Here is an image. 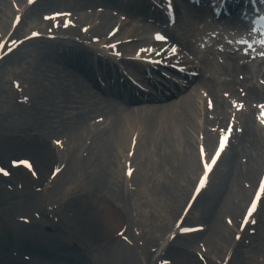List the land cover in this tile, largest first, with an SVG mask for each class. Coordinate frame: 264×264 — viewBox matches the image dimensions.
Returning <instances> with one entry per match:
<instances>
[{"label": "bare ground", "instance_id": "1", "mask_svg": "<svg viewBox=\"0 0 264 264\" xmlns=\"http://www.w3.org/2000/svg\"><path fill=\"white\" fill-rule=\"evenodd\" d=\"M24 2L26 1L24 0ZM97 2L98 0H74L72 5L74 6L73 9L81 10L85 7L93 8ZM116 2L114 0L112 3ZM7 3L9 0H0V27L3 28H8L6 23L2 21V15H5L8 9ZM80 17V21H88L86 15ZM106 19L108 22L112 20L110 17H106ZM93 30L101 36L106 33L103 28H94ZM72 37L75 36L69 34L64 47L63 42L37 41L41 44L37 48L38 52L32 57L36 63L33 64L31 61L23 63L25 69L31 74V77H28L33 80L36 94L39 95L42 105L50 108L48 114H46L45 108L38 116H30L28 111L23 110V107L15 105L14 109L12 102L2 100V104L7 103V111L10 113V116L6 115V119L3 118L9 138L19 137L21 144L32 150L29 153L34 154V156L41 155L36 164L42 172L43 179L47 177L48 166L57 164L55 162H58V158L61 157L62 162L67 163L64 168L65 174H62L64 170L60 173L63 182L74 183L76 176H79L78 184H82V186H78L77 200L78 203L84 204L85 211L91 212L88 223L90 222L91 225L104 223L108 230L113 228L115 231L123 225L127 218L124 206L117 205V202L124 203L125 200L122 195L123 175L119 171L120 165L117 166L118 162L115 164V160L119 158L118 161L122 162L120 157L124 154L125 148H128L130 139L136 138L135 132L139 130L138 126L144 124V133L142 131L143 135L138 142L137 156L134 161L140 159L141 179L145 182L146 178L150 176L154 183L153 187L156 180L158 185L163 187V203L167 204L170 201L169 209H177L184 194L188 193L190 180L199 172L196 151L199 132L202 130L207 134V144L209 145L214 137L209 133V126H217V124L227 121L223 100L218 98V93L214 92L210 83L201 78L197 79L194 85H190L189 89H183L172 100L164 103H159L163 100L152 99L150 101L147 99L151 104L148 102L129 106L127 101L122 99L114 101L105 98L109 96L108 94H113L109 88L106 87L102 92L103 94L84 89L82 83L76 81L73 71L66 67L57 66L56 61L61 60L62 57L65 59V63L70 64L74 55L86 52H81L82 46L75 44ZM85 37L83 36L82 39ZM58 51L61 55L58 54ZM67 80L73 84L65 83L64 81ZM202 88L210 92L216 103L215 112L208 117L205 114L203 122L201 112L204 110V101L199 93ZM3 93L9 95V91H3ZM262 98L263 96L260 99ZM263 101L264 98L260 102ZM119 102L125 104L123 108ZM68 108H72L73 111L77 109V111L61 112V109L64 111ZM91 113L107 117L104 121L106 124L105 131L98 130L100 125H95V128L86 125L89 136L87 135L85 142L88 139L92 140V146L82 147V138L75 136L71 140L75 143L79 142L76 143L79 147L72 150L69 157L66 158L55 148L49 146L47 142L49 132L58 131L54 129L69 131L74 126L78 128L77 125ZM43 116H46V119ZM62 116L69 117L68 123L64 122ZM33 117L36 119H32ZM52 118H56L59 125L54 127ZM228 122L229 120L227 124ZM241 123L240 121L236 122L239 127L244 126L242 130L244 134L240 139L241 145L234 146L230 156L226 159L224 168L220 172L218 189L212 194L210 202L203 207L201 222L192 225L207 226L204 235L203 233L199 235H203L201 239L209 247V253L217 255L224 249L227 250L234 238L233 229L225 224L224 217L232 215L233 218H237L242 208V202L258 174L261 158L264 154V127L258 126L251 118L241 120ZM146 135H148L146 145L150 146L149 148L144 147L142 142ZM73 141L67 145L70 146ZM141 147H144V150L142 148L141 151ZM244 156L247 157V163L242 165L239 162L240 158ZM238 160L239 162L236 163ZM176 163H179V170L183 169L184 174L179 172L178 175H174L176 174ZM18 171L23 172L20 174L21 177L25 176L26 172L23 169ZM170 173H172L171 176ZM243 176L246 178L242 179ZM239 178L240 180H238ZM62 188L58 183L55 189L63 192L61 191ZM67 192H73V187L67 188ZM194 210L195 208L190 213L192 214ZM217 210L223 213L222 223L219 222L218 216L215 214ZM120 219L122 222L118 226ZM208 222L210 226L207 224ZM262 227L264 229V223ZM101 231V235L107 233L106 229H101ZM207 231L208 233H206ZM256 235L250 236L251 239L249 237L243 238L238 244L235 254L239 253L242 256L249 248L247 246L251 243L254 244L257 240ZM194 237L189 236V242L184 237L179 238V241L176 242V248L182 249L190 245L193 243ZM261 239L263 241L264 236ZM228 242L229 245L226 246ZM129 256L133 257L132 254ZM233 262L236 264L238 261L234 258ZM185 263L191 264L189 259ZM195 264H199V262H195Z\"/></svg>", "mask_w": 264, "mask_h": 264}, {"label": "rangeland", "instance_id": "2", "mask_svg": "<svg viewBox=\"0 0 264 264\" xmlns=\"http://www.w3.org/2000/svg\"><path fill=\"white\" fill-rule=\"evenodd\" d=\"M4 18H2V21H4ZM7 20L9 23L10 19L7 18ZM28 50H30V47L20 55H25V53L27 55L30 52ZM4 88L10 89L9 86H5ZM12 107L15 109V105ZM6 115L10 116L6 105L4 106V109L3 105H0V160L6 161L7 159L14 158L15 156H27L33 158L32 156H34V154L29 153L32 150L29 149L26 151V147L23 148V144H21L19 137L6 138L4 135L5 133L2 132V127H5L3 118L6 119ZM88 118L90 117L84 119V126L86 125V120H88ZM75 130L76 128L73 127L70 128L69 131H64V133L59 132L58 134L66 135ZM147 136L148 135H146V137L143 139V146L149 148L150 146L146 145V143H148ZM48 138L49 139L47 142L49 146H52L51 137L48 136ZM144 147H141V151L142 148L144 150ZM126 149L127 147L125 150ZM118 160L119 158L115 160V164L118 162L117 166L120 165L121 167L119 171L121 174H123V164ZM239 160L236 162L238 163ZM263 161L264 154L261 158L258 169L259 171L261 170ZM175 165L176 174L174 175H178L179 172L183 173V169L179 170V163H176ZM223 168L224 162L219 167V170L216 171L215 177L212 179V183L208 192L205 193L199 200L195 215L196 219L193 218L195 221L201 222V213L203 212V207L206 203L208 204L210 202L212 194L216 189H218L217 179L218 177L220 178V172ZM171 174L172 173H170V176ZM192 178L193 180L191 179L189 182L190 184L187 190L188 193L186 192L184 194L179 207L175 210L169 209L170 201L167 204L163 203V187L158 185L156 180L154 187L153 182L149 183L147 185V191L145 190L138 197H135V194L130 193L131 191L126 192L127 195L124 196L122 189L123 199L125 200V198H127V201L125 200L124 203L117 202V205L121 207L124 206V209L127 208L128 221L126 224L129 225L127 226V234H129V241L134 243L136 246L134 248L138 250L134 253L131 264H143V258L148 255V247L152 248L155 246L157 240L161 239L163 237L162 235L169 231L173 219L183 207L184 202L190 192L195 176ZM241 178L244 179L246 176ZM238 180H240V178ZM56 182H58L57 179ZM38 190L32 189L30 185L25 187L23 184L18 183L14 177L9 178V180H5L0 177V264H22L16 261L21 259L19 255L21 252H28L37 255L39 260L44 264H121L120 255L122 253H126L127 249L131 247V245L123 244L121 246L119 242L116 241L118 238L115 237V233L113 234V228L110 227L111 229L109 228L110 230H108L104 223H97L98 226L96 223L95 225H91L90 222L88 223L91 212L85 211L84 204L78 202L76 204V202H74L75 200L73 203L76 206L71 205L70 207L68 206L67 209H64L65 206L59 207L58 209H55L57 211L55 218H52V216L48 214L46 207H54L59 204L66 205V200L61 196V194L52 197L50 195L51 193H48V188H45L42 191ZM50 192H52V190ZM250 195L251 191L248 193L246 199L242 202L244 206ZM73 196L74 194L70 195V198ZM132 204L136 207V211L138 212L136 219L134 216H132L134 212ZM218 210L215 212V214L218 216L219 222L222 223L223 213ZM81 216L85 218L83 223L80 222ZM94 216L96 217V215ZM197 217H201V219L198 220ZM22 218H27L32 224L23 223L21 221ZM126 220H124V222ZM258 220H260L261 225L262 222L264 223V206L257 217V226ZM119 221L120 222L117 224L118 226L121 224L122 220L120 219ZM207 224L210 226L209 222ZM47 227H51L52 231H48ZM120 227H118V229ZM61 228H63L64 231L59 232L54 230H61ZM101 229L107 230V236L101 235ZM135 230H137L138 233H135ZM258 232L261 233V235H256L257 240H255L254 244L251 243L249 246H247L249 248L242 256H240L239 253L235 254L236 244L238 241L235 242L232 248L233 253H231V255L230 253L227 254L228 249H224L223 252L219 253L218 255L215 253L208 254L206 253V246H202L205 249V264H222L224 260H226V264H235L233 262L234 258H236L238 261L236 264H259L260 259L264 255V239L263 241L261 239L264 236L263 227L262 230L259 229ZM206 233H208V231ZM203 235L195 236L193 243L186 246L185 248H176L175 246L177 244H175L174 248L169 249L166 254L167 256L173 257L172 264H186L181 260L188 259L191 264H195L196 259H198L197 253L201 252L199 251L201 245H199L198 241L196 242V240H200ZM252 236L255 235L252 234ZM184 238L187 239V242H189L188 237ZM249 239L251 238L249 237ZM175 241H179V238H177ZM142 245L143 248L140 247ZM227 245H229V242L226 244V246ZM10 248L16 249V252L18 253L17 258L13 257L12 253L10 252ZM187 251H190L191 253L187 254ZM149 257L150 263L154 264L155 259L153 260L152 255H149ZM199 264L202 263L199 262Z\"/></svg>", "mask_w": 264, "mask_h": 264}, {"label": "snow or ice", "instance_id": "3", "mask_svg": "<svg viewBox=\"0 0 264 264\" xmlns=\"http://www.w3.org/2000/svg\"><path fill=\"white\" fill-rule=\"evenodd\" d=\"M32 0H29V3H31ZM33 35H37V33H33ZM156 39L157 40H165L166 37L160 35V34H157L156 35ZM171 51L175 54L176 52V49L173 47L171 49ZM262 56H264V53H261ZM227 136H222L220 138V143H219V149L216 151V154L215 156L212 157V163L210 164H205V176L202 177L200 179V183H199V187H197L196 191L199 192L201 188H203L205 186V183H206V177H207V171L209 169H211L212 165L215 163L216 159L219 157L220 155V152L224 149L225 147V144H226V141H227ZM57 143H59V141H57ZM201 152H203V149H201ZM20 164L24 165L25 167H27L29 170H31L32 168V165L27 161V160H21L19 161ZM0 171H3L2 169H0ZM56 171H59V169H56ZM7 174V173H5ZM34 174V173H33ZM261 190L264 191V182H262V185H261ZM256 209V202L253 201L252 202V205L251 207L247 210V215L245 216L244 218V222L247 223L248 222V216H250L252 214V212H254ZM230 222V221H229ZM191 229H183V231L187 232V231H190Z\"/></svg>", "mask_w": 264, "mask_h": 264}]
</instances>
